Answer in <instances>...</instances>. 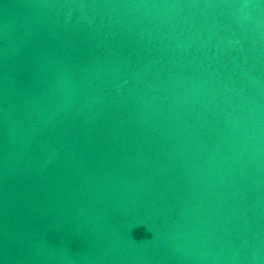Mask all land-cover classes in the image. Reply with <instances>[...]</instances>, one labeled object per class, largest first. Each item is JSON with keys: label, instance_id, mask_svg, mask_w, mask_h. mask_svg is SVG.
Returning <instances> with one entry per match:
<instances>
[{"label": "water", "instance_id": "water-1", "mask_svg": "<svg viewBox=\"0 0 264 264\" xmlns=\"http://www.w3.org/2000/svg\"><path fill=\"white\" fill-rule=\"evenodd\" d=\"M0 264H264V0H0Z\"/></svg>", "mask_w": 264, "mask_h": 264}]
</instances>
